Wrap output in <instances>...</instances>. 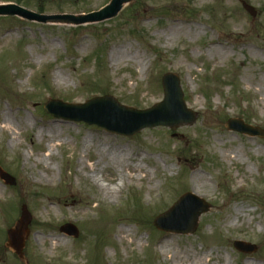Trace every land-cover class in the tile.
<instances>
[{
  "label": "rangeland",
  "instance_id": "374dc122",
  "mask_svg": "<svg viewBox=\"0 0 264 264\" xmlns=\"http://www.w3.org/2000/svg\"><path fill=\"white\" fill-rule=\"evenodd\" d=\"M3 2L80 16L110 0ZM76 26L0 17V166L16 179H0V264H264V136L226 126L240 118L264 131V0H133L113 19ZM167 72L197 113L191 125L125 136L45 108L112 95L147 109L163 99ZM104 144L136 155L151 184L126 181L117 199L105 197L82 167ZM189 191L210 204L196 231L159 230L155 218ZM24 204L32 220L21 258L7 230ZM188 218L164 223L182 231ZM68 223L78 237L61 231Z\"/></svg>",
  "mask_w": 264,
  "mask_h": 264
},
{
  "label": "water",
  "instance_id": "95a60500",
  "mask_svg": "<svg viewBox=\"0 0 264 264\" xmlns=\"http://www.w3.org/2000/svg\"><path fill=\"white\" fill-rule=\"evenodd\" d=\"M133 0H110V2L97 11L75 16L71 14L45 15L30 11L14 3L0 4V16H19L23 19L46 23L48 21H64L74 25L98 23L116 17L123 8ZM246 10L256 16L257 12L251 5L243 2ZM164 97L162 101L151 108L140 110L121 104L111 95L94 97L82 104H70L61 100L51 99L46 103L47 111L59 118L76 122L84 121L90 125L103 127L105 130L125 136H132L144 128L167 126L176 128L179 125H191L196 121L197 113L188 108L181 88L180 78L175 73H166L162 77ZM226 126L228 129L248 135L264 136V131L258 127L247 124L243 119L230 118ZM0 178L7 184L16 185V179L0 166ZM195 205V207H193ZM210 204L193 193L184 194L167 212L160 214L154 220V224L162 229L181 233H194L198 227L200 216L207 212ZM189 218L186 220L185 230L178 231L169 227L164 220L172 215ZM32 216L24 204L19 220L8 234V246L12 247L16 254L23 258L25 241L29 235L28 225ZM61 230L79 236L78 228L73 224H65ZM234 246L243 252H252L257 249L254 244L235 241Z\"/></svg>",
  "mask_w": 264,
  "mask_h": 264
},
{
  "label": "bare ground",
  "instance_id": "6f19581e",
  "mask_svg": "<svg viewBox=\"0 0 264 264\" xmlns=\"http://www.w3.org/2000/svg\"><path fill=\"white\" fill-rule=\"evenodd\" d=\"M1 130L6 132L7 128L2 127ZM49 132H51L50 136L53 135L51 128L49 129ZM101 147H103L106 151L105 153H101L99 160L92 164L83 163L82 167L90 170L88 176L96 185H98L100 191L105 195V197L117 199L120 196L126 181L129 182L132 180L146 179L147 182L151 184V179L148 177L147 171L144 170L143 166L138 161L135 162L134 159H136V155L131 157L130 154L124 153L119 148L110 152L108 151L110 147L107 144H104ZM99 163H102L103 167L107 169L106 175L108 176V180L105 179V175L102 172L103 167L98 168ZM117 180L119 182H116ZM152 187L153 186L150 185L149 189ZM167 199L168 198H166V200ZM241 210L242 208H237L238 213ZM53 239L56 242L61 240L59 235H53ZM165 245H168L167 241L165 242ZM247 264L256 263L248 262Z\"/></svg>",
  "mask_w": 264,
  "mask_h": 264
}]
</instances>
